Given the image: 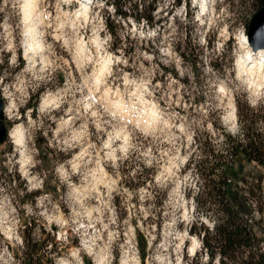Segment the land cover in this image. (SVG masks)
<instances>
[{
    "label": "rangeland",
    "instance_id": "rangeland-1",
    "mask_svg": "<svg viewBox=\"0 0 264 264\" xmlns=\"http://www.w3.org/2000/svg\"><path fill=\"white\" fill-rule=\"evenodd\" d=\"M176 1L130 0L154 3L149 26L101 0H32L28 19L24 0H0L4 124L24 136L0 144V264H23L27 233L43 264H221L190 162L238 134L237 105H264L238 65L260 7ZM227 185L264 247V168L240 159Z\"/></svg>",
    "mask_w": 264,
    "mask_h": 264
},
{
    "label": "trees",
    "instance_id": "trees-1",
    "mask_svg": "<svg viewBox=\"0 0 264 264\" xmlns=\"http://www.w3.org/2000/svg\"><path fill=\"white\" fill-rule=\"evenodd\" d=\"M104 5H112L114 15L125 19L133 9L136 11L135 20H143L149 26H154L158 21H154L156 6L149 2L142 8L141 5L130 3V0H101ZM258 7L264 6V0H253ZM181 0H177L175 6H180ZM140 6V9L138 7ZM259 8V9H260ZM105 26L111 39L116 37L115 28L112 21L108 24L106 18ZM248 26H246L247 31ZM113 50L116 48L113 45ZM191 62V66H194ZM4 69L0 66V76ZM237 105V117L239 120V132L237 135L224 133L222 146L224 150L217 151L209 149L204 151L200 144L196 145L199 149V159L191 158L190 165L195 171H204L206 179L202 186V196L206 201L205 207L208 212L215 216L211 231L202 234L203 249L209 260L218 257L221 264L225 261L231 264H264V247L261 246L262 240L257 238L252 231L251 213L252 211L241 205H236L230 195L227 182L233 175L234 165L242 159L246 162H254L264 168V105L257 108H250L247 104ZM199 147V148H198ZM196 157V156H195ZM24 243L29 250L22 251L24 258L23 264H43V259L38 256L40 245L36 238H32L27 233ZM40 244V245H39ZM46 246V245H45ZM227 262V264H230ZM192 264V263H191Z\"/></svg>",
    "mask_w": 264,
    "mask_h": 264
},
{
    "label": "bare ground",
    "instance_id": "bare-ground-1",
    "mask_svg": "<svg viewBox=\"0 0 264 264\" xmlns=\"http://www.w3.org/2000/svg\"><path fill=\"white\" fill-rule=\"evenodd\" d=\"M78 1L80 2L82 9L86 10V6H88V4H89L88 0H84V1L78 0ZM24 2H25L24 17H25V19H28L30 12H31L30 6L32 4V0H24ZM246 36L243 35L240 38V41H241L242 45L247 47L249 45V43H248V38ZM28 45H29V49L33 48V44H28ZM249 47H250V45H249ZM250 49H251V47H250ZM238 65H239L242 72H244V73L246 72V75L248 76V80L251 83H253V85L256 88H258V89L260 88V89L264 90V44H261L260 48L257 50H254L253 52H251L248 49L245 60H243L242 62L239 61ZM44 102L47 104V101H44ZM45 103H44V105H45ZM10 118H13L12 113L10 114ZM8 137H9V139H11L14 142L15 145H17L19 147L21 146L22 148L24 147V144H23L24 136H23V132L21 131V129L19 127L10 131Z\"/></svg>",
    "mask_w": 264,
    "mask_h": 264
},
{
    "label": "water",
    "instance_id": "water-1",
    "mask_svg": "<svg viewBox=\"0 0 264 264\" xmlns=\"http://www.w3.org/2000/svg\"><path fill=\"white\" fill-rule=\"evenodd\" d=\"M247 38L251 49L257 50L261 44H264V6L258 9V11L252 16L248 28ZM4 102L0 95V144L8 136L7 129L4 124Z\"/></svg>",
    "mask_w": 264,
    "mask_h": 264
},
{
    "label": "clouds",
    "instance_id": "clouds-1",
    "mask_svg": "<svg viewBox=\"0 0 264 264\" xmlns=\"http://www.w3.org/2000/svg\"><path fill=\"white\" fill-rule=\"evenodd\" d=\"M88 3H91V0H88Z\"/></svg>",
    "mask_w": 264,
    "mask_h": 264
}]
</instances>
